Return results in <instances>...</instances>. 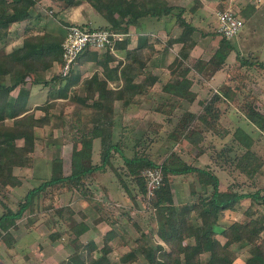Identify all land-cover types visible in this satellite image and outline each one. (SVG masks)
Segmentation results:
<instances>
[{
  "label": "trees",
  "instance_id": "trees-1",
  "mask_svg": "<svg viewBox=\"0 0 264 264\" xmlns=\"http://www.w3.org/2000/svg\"><path fill=\"white\" fill-rule=\"evenodd\" d=\"M60 1L66 3L65 6L69 8H76L83 2L88 3L94 10L101 12L107 22V25L93 28L79 25L82 28L108 29L121 33L127 32L129 26L135 25L142 17L173 16L171 11L174 8L166 0H50L53 4ZM36 4L37 0H0L1 44L6 42L12 24L26 22L22 43L10 51L0 50V193L5 195V192L23 184L22 178L15 174L17 169H33L34 152L40 140L37 129L50 126L62 130V136L72 144L70 172L65 174L62 158L54 155L50 160V177L29 189L23 199L19 200L17 209L6 207L0 215V240L8 248L13 247L15 239L10 230L17 228L16 221L24 213L34 214L38 209L42 192H45L43 197H46L48 193L53 199L54 196H59L63 192L79 191L81 201L87 204L86 210L93 211V222L101 220L96 217L99 202L95 195L89 192L91 190L89 180L95 171L104 172L110 165L119 179V185L124 190L130 191L122 175L135 181L139 191L146 196L147 206L154 210L156 225L155 233L150 234L151 237L148 238V235L140 231L135 224L140 235L134 240L133 245H128V250L121 254L120 264H203V255L207 256L204 264H234L239 248H246L243 264H264V211H250L244 221L233 219L226 225L219 222L224 211L235 210L236 204L241 199L249 198L260 204L264 201V196H259L257 191L238 194L230 189L220 190L219 179L211 169L190 165L178 155L176 156L175 152L169 154L159 164L154 163L142 153H136L132 157L123 155L120 139H116L114 133V106L119 100H122L119 102L123 108L128 104L124 98L129 93L135 92L134 83L143 87L145 83L152 85L156 81L149 72L140 71L147 61L144 55L145 49H150L146 45V39H141L135 49L127 50L124 63L119 61L115 67L109 66V63L115 60L112 50L125 48L126 40L115 41L112 46H107L102 54L93 50H84L79 54L77 63L79 65L87 62L98 64L102 68V77L96 72L91 77L79 81L78 77H71L72 74L63 77L58 73L51 79H46V73L52 68L53 63L62 62V42L65 36L63 31L51 28V26L56 27L57 24L52 21L53 19H48L47 25L41 32L30 28L31 9ZM220 7L222 10L227 9L223 5ZM179 17L180 15H177V18ZM35 19H39V15ZM180 20L183 21V19ZM194 30L190 23H185L180 37L171 38L167 44L171 46L174 41L181 40L178 66L187 58L188 51L195 45L192 36ZM234 49L230 40L220 36L218 47L210 59L205 62L197 60L195 65H202L203 68L211 67L212 73L224 64ZM148 56L151 54L148 53ZM236 61L241 66L264 71L262 61L244 58L239 52H236ZM174 73V70L171 71V74ZM63 78L68 80L64 86L55 91L56 82L63 81ZM114 78L122 80V86L117 90L108 87L107 81ZM28 79H31L33 84L49 86L46 100L33 108L28 106L29 91L25 88ZM183 83L184 81L181 80L171 81L165 89L171 95L186 96L182 89L186 90L187 86H183L185 85ZM73 85L79 87H73ZM77 88L85 90L90 103L77 102ZM15 89H18V92L16 96H13L12 92ZM70 94L72 109L65 113L62 110L55 115L53 109L57 103L54 99H65ZM224 94L231 102H235V91L227 89ZM214 96L217 95L214 94ZM217 98L202 105L204 115L187 113L180 119L178 127L181 135L179 137L189 138L190 127H187L192 126L195 120L204 123L208 115H211L213 120L218 119L216 114L214 115L215 112L210 113L213 102ZM65 105L67 104H63L61 108L64 109ZM240 109L255 127L264 129V114L257 111L252 104H248L246 109L242 107ZM36 110H40L41 115L36 116ZM205 127L209 129L211 126L208 124ZM233 135L234 140L246 148L242 160L248 164L238 163V168L248 177H252L261 164L250 149L252 138L240 127L235 129ZM18 140H21L22 144H18ZM96 140L100 148V161L97 164L92 160V146ZM112 152H119L123 160V169L120 171H117L118 169H115L111 162ZM156 166L161 168L162 181L158 188L147 196L143 171ZM188 174L197 177L196 183L190 188V195L196 198L177 207L173 201L170 176ZM53 205L49 203L44 206V210H53L59 216L58 219H61L62 213L67 211L69 216L62 219L64 224L68 225V230L64 233L56 231L49 236L52 239L63 238L65 245L69 244L72 248L71 254L57 264H110L109 254L112 252L110 242L124 238L122 232L114 227L115 223H109L111 229L104 235L101 247H98L93 240L82 243L79 237L88 230L85 220L86 216H89L83 213L84 207L79 210L82 219L77 221L72 218L75 214L72 208L54 203ZM27 222L32 224L30 219ZM218 235L223 237V241H220ZM123 243L127 244L125 241Z\"/></svg>",
  "mask_w": 264,
  "mask_h": 264
},
{
  "label": "rangeland",
  "instance_id": "rangeland-1",
  "mask_svg": "<svg viewBox=\"0 0 264 264\" xmlns=\"http://www.w3.org/2000/svg\"><path fill=\"white\" fill-rule=\"evenodd\" d=\"M215 1H218V4L211 8L209 16L207 18L205 17L204 23H201L202 19H200V17L198 18V16H192L188 19L190 21L189 23L197 27V29L200 25L202 27H200V30H206L215 43L214 46H206V49L200 54V56L203 57L200 61L203 62L207 61L204 59H210L213 55L214 52L211 53V50H213L215 46L216 48L218 47V40L220 39L216 31V13L222 10L220 5L223 4H220V0ZM248 1L249 0L238 1V3L234 4L231 8L224 6V8L231 9L235 12L243 20L244 25L240 32L230 39V43L235 49L228 55L226 59L228 61H225L219 68L222 70V73H220V79L222 80L212 87H208V93L206 94L212 97L214 94L218 95V91L223 94L227 89H230L231 91H235V102L229 100L231 106L226 112H224L225 110L220 112L218 106H213V109L217 110V120H213L212 116L208 115L204 123L200 120L198 122L194 121L195 123H192V127H190L188 132L189 138L186 142H183V140L176 141L177 137L181 135L177 129L171 132V134L174 133V135L170 133L168 135L171 125L167 126L166 124L162 125V127L165 126L164 128L157 126L151 127V125H149L145 130L146 132L139 135V139L133 138L135 142H132L130 145H125L122 140L123 137H127L128 135H121L120 143L123 155L132 157L136 153H142L145 156L154 157L158 164L166 154L168 156L174 153L173 151H169L174 145L175 147L173 146V149L176 151V156H181V159H186L190 163L193 162V164L200 168L211 169L219 179L218 187L220 190L230 189L238 194L255 193L257 191L259 196H264V129L260 130L255 127L245 117L244 111L240 109V107L246 109L248 104H252L257 111L264 114V71L260 72L249 66H241L240 63L236 61V52H239L244 58L259 60L264 63V4L256 15L246 20L242 10H244V7L247 9L249 5L254 6V4ZM59 3L53 4L47 0H42V18L40 19V24L41 21H43V23L41 25L46 26L48 19H53L52 21L57 20L59 14L58 10L65 6L64 2L60 1ZM241 3L245 4L239 7L238 5ZM83 4L84 6H81L83 13L89 15V11H91L90 9H92V7L88 3L83 2ZM51 28L57 31H63V28L58 24H56V27L51 26ZM198 33L199 31L196 32V39L198 38L197 36H199ZM16 45L12 43L5 44V42L4 44L0 43V50L2 49L5 51L6 49L10 51ZM212 69L211 67H207L206 74H211ZM92 71L93 70H90V72L88 71V73H83V75L79 76H76L77 73L74 72L71 73V77H78L79 81H82ZM98 71H100V69ZM67 80L68 78H63V81L56 82L55 91L64 86ZM28 81H31V79ZM77 89V102L80 104H84L85 102L90 103L91 101L85 90L83 88ZM70 98L71 94L65 99H54L57 103L53 109L55 115H58L62 110L63 113H65L72 109L73 104H71L72 100ZM63 104H67L64 106V109L61 108ZM115 108L119 109V106ZM210 113H212V111ZM36 114L39 116L41 112L35 111V115ZM180 118L181 117L172 118V125L178 124ZM157 120L159 122L162 121L161 118H157ZM208 124L211 126L209 129L205 127ZM238 127L242 128L245 133L252 138L250 149L255 153L261 163L258 171L252 177H248L237 165L238 163H243L244 165L248 164L246 161L242 160V155L245 153L246 148L234 140L233 132ZM165 128L167 129L165 130ZM38 133L40 140L34 152V167L33 169H17L15 171V174L22 178L23 184L20 187L5 192V195L0 193V215L5 211L6 207L17 209L19 200L23 199L29 189L38 186L50 177V160L54 155H59L62 158L65 174L70 172L69 155L71 153L70 148L72 144L62 136V130L58 127L51 128L49 126L39 129ZM17 143L22 144V141L18 140ZM176 143L179 145H176ZM198 143H201L200 146H197ZM92 147V160L93 163L97 164L100 161V148L97 140ZM199 150L205 153V156H203V159L195 160L197 155L200 154L198 153ZM112 153L113 157L111 162L113 166L115 169H118L117 171L122 170L123 160L119 152ZM97 173L100 175L97 176ZM91 176L92 179L90 178L89 180L91 182L89 183L91 190H89V192L95 195L97 201H99V199L102 200V197L106 195L111 199H107L109 203H103L101 211L97 212V215L106 221H100L101 223L93 222V211L88 212L86 210L87 204L81 201L79 191L63 192L59 196H54L53 199L49 197L48 193L46 197H43L45 192H42L38 209L35 210L34 214L28 215L24 213L22 217L16 221L17 228H12L10 230L15 239L13 247L8 248L4 242L0 240V264H57L71 254L72 248L69 244L65 245L63 238L52 239L49 236V234L56 231L58 233H64L65 230H68V225L66 223L64 224L62 217L67 218L69 214L65 211L62 213L61 219H58L59 216L55 214L53 210H44V206L49 205V203L64 207L69 205L68 207H72L75 213L72 218L75 217L77 221L82 219L79 210L84 207L82 211H84L83 213L86 215L89 214V216H86V220L90 225V229L80 235L79 239L82 243H86L89 239H93L97 243V246L101 247L104 235L108 229L111 228L108 224L109 221L114 222V227L122 232L124 238L121 240L114 239L110 242L112 246V252L109 254L111 259L110 264H120L121 254L128 250V245H133L134 240L139 237L140 234L135 228V224L140 231L148 235V238L151 237L150 234L152 235L155 233L154 210L147 206L146 196L139 191L138 186L134 183L135 181L132 178H127L125 175H122L129 185L130 191L128 192L119 185V179L115 172L112 171L110 165L107 166L104 172L95 171ZM95 176L98 177L99 182L105 181V179L107 181L108 179L112 181L113 185H110L109 191L106 192L107 194L98 192L97 188H95L97 191L94 193L92 185L98 182ZM170 179L175 206L180 207L182 204L196 198V196L190 195L191 185L197 181L195 175H175L174 177L170 176ZM103 183L104 182H102V184ZM117 187L118 191L116 190ZM109 196H111V198ZM78 199H80V201ZM256 210L260 212L264 211V201H261L259 204L257 201L244 198L236 204L235 210H225L219 222L222 225H226L233 221V219L244 221L249 214L248 212ZM29 219L32 220V224L27 222ZM154 238L160 242L158 238ZM218 238L220 241H223V237L220 235H218ZM124 241L127 244H124ZM245 251L246 248H239L237 250L234 264L244 263L246 257ZM206 259L207 256L203 255V264Z\"/></svg>",
  "mask_w": 264,
  "mask_h": 264
},
{
  "label": "crops",
  "instance_id": "crops-1",
  "mask_svg": "<svg viewBox=\"0 0 264 264\" xmlns=\"http://www.w3.org/2000/svg\"><path fill=\"white\" fill-rule=\"evenodd\" d=\"M47 1L50 2V0ZM166 1L168 2L169 5L174 7L173 10L171 11V14L173 16L162 15L159 18L149 17V16L140 18L135 25H130L128 31L123 33L124 36L122 40H120V42L126 40L127 43L125 45V48L112 50L113 54L115 55V60L110 62L109 66L115 67L119 61L124 63L127 50L135 49L138 45V42L141 39L143 38L146 39V45H148L150 49H145L144 55L145 57H147V61L140 71L149 72L151 76L155 77L156 79V81L152 85H150V83H145L143 87H139L138 84L134 83L133 89L135 90V92L129 93L128 95L125 96L124 100L127 101L128 104H126L124 108L119 102L122 100L115 102L114 133L116 135V139L118 138L120 139L121 135L124 136L128 135L127 137L122 138L125 145H130L132 142H135V139L133 138L139 139L140 137L139 135H142L144 132H146L145 130L149 125H151V127L154 126L162 127V125L164 124H166L167 126L171 125V129L168 131V135L169 133L171 134L172 131L174 132L175 129H177L178 132H181L180 128L177 127L179 121L178 124L176 123L175 125H172V118H176V117L182 118L187 113H191L197 116L199 115L202 116L204 115V110L202 109V105L207 104V101H211L216 97L218 98L213 102L212 105V112H215V114L217 110L213 109L214 108L213 106H218L220 112L224 110H225L224 112H226L228 108L231 106V104L229 103L228 96L224 94L225 92L222 94L219 91L218 92L216 91L218 95L212 97L206 95L208 93L207 90L208 87H212L216 83H219L220 80H222L220 79L221 78L220 73H222V70L219 69L207 75L206 74L207 67L203 68L202 65L199 66L195 65V62L197 60L203 59V57H201L200 54L206 49V46L210 47V46H214L215 44L212 40L211 35L206 30L204 29L200 30L201 27L200 25L198 29L197 27L192 25L195 28L192 34V36L195 37L194 38L195 45L191 50L188 51L187 58L182 60L180 66H178V63H179V51L182 46L181 40L177 42L174 41L171 46L167 45L171 38L174 39L180 37L181 32L185 28V23L190 22L188 20L190 17L198 16V18L200 17V19H202L201 23H204L205 19L209 16L211 8L214 7L216 4H218V1L215 0H166ZM238 1L241 2L242 0H222V1L220 0L219 2L220 4H223V6L231 8L234 4L238 3ZM41 2L42 0H37V4L35 5L34 8L31 9L32 19L29 25L31 29L38 30L40 32L44 27L43 25H41L43 21H41L40 24V19L42 18ZM248 2L254 4V6L249 5L247 9L246 7H244V10H242L244 12V17L246 20L251 19L254 15H256L260 11V9L263 7L264 0H252V1L249 0ZM64 4L66 5V3ZM243 4L245 3H241L238 6L241 7ZM81 6H84V4H81L76 8H67L64 6L60 8L61 11L60 9L58 10L59 14L57 16V20L56 21L54 20V22L63 28L64 36H65V27L70 24H78L83 26H89L92 28L107 25V22L103 17V15L101 14V12H97L92 8L90 9L91 11H89V15H88L83 13ZM38 15H39V19H35V17H37ZM177 15L178 16L180 15V17L177 18ZM180 19H183V21H181ZM25 27H26V22L12 24L10 27V34L7 37L5 44L12 43L15 45L17 44L15 47L19 46L22 43V34ZM197 31H199L198 33L199 36H197L198 38L196 39ZM214 49L211 50V53L215 52L216 49L215 50ZM93 51H97L99 54H102L104 53L105 49L93 50ZM148 53H150L151 56H148ZM204 60L208 61L209 58H206ZM227 61L228 60H226V62ZM60 65H61L60 61H55L53 63L52 68L49 71H47L46 79H51V77L54 74H58L60 70ZM99 69L100 71H98ZM90 70L93 71L89 73L85 78L91 77L96 72H98L100 77H102L101 66H99L94 62H87L85 64H80V65L77 64L75 70L72 73L75 72L77 73L76 76H79V75H83V73H88V71L90 72ZM173 70L175 71V73L171 74V71ZM176 80L184 81L183 84L185 85L183 86H187V89L186 90L182 89V92L185 93L186 96L171 95L169 94L168 91H166L165 87L167 86V84L171 81L175 82ZM107 83H108V87L114 90H117L122 86V80L117 78L108 80ZM75 86L73 85V87ZM25 88L29 91V100H28L29 107L33 108L35 106H38L46 100L48 88H49L48 85L33 84L31 83V81H27ZM17 92L18 89H15L14 92H12V95L16 96ZM116 106H119V109H116L115 108ZM36 111L41 112L40 110H36ZM157 118H161L162 121L159 122ZM195 122H198V120H195ZM189 127L192 126H188L187 128ZM167 128H165V130ZM38 130L39 129H37V133ZM171 135H174V133H172ZM181 140H183V142L188 141L187 138H185L184 136L177 137L176 139V141H181ZM200 144L201 143H198L197 146H200ZM176 145L179 144L176 143ZM173 146L169 151L176 152L173 149ZM70 150H72V147L70 148ZM198 153L200 154L197 155L195 160L201 158L203 159L205 153H202L201 150H199ZM70 156L71 153L69 155V159ZM146 156L151 161L156 163L154 157L152 156L149 157L148 155ZM165 156H167V154ZM165 156L164 158H162L161 162L165 159ZM182 160L189 163L190 165L197 166L193 164V162L190 163L186 159H182ZM98 175L100 174L97 173V176ZM97 176H95V178L98 181ZM174 176L175 175H173V177ZM90 178L92 179V176ZM102 182L104 183L102 184ZM110 185H113L112 181L111 180L109 181V179L107 181L105 179V181H100V182L98 181L97 184H93L92 188L94 193L98 190V192L101 193L103 192L107 194L106 192L109 191ZM95 188H97V190H95ZM116 190L118 191V188ZM109 197L111 198V196ZM102 198L104 200L99 199L98 201L99 202L98 204L99 206H97L98 211H101L103 203H109L107 200L109 199L107 195ZM96 217L101 219L98 220L96 223L100 221L101 222L106 221L105 219H102L98 215H96ZM85 222L88 225L87 231H89L90 225L87 220H85ZM110 222L111 221H109V223ZM109 225L111 226V224ZM110 229L111 228H109L108 231ZM89 240H93V239H89Z\"/></svg>",
  "mask_w": 264,
  "mask_h": 264
},
{
  "label": "built area",
  "instance_id": "built-area-1",
  "mask_svg": "<svg viewBox=\"0 0 264 264\" xmlns=\"http://www.w3.org/2000/svg\"><path fill=\"white\" fill-rule=\"evenodd\" d=\"M217 33L230 40L235 37L243 27V20L231 9L219 10L216 13ZM124 34L108 29H86L77 24L65 27V37L62 42V62L59 73L61 76H69L77 66V57L84 50H102L112 46L115 41L122 40ZM146 180L148 196L158 188L162 181L161 168L159 166L147 168L143 171Z\"/></svg>",
  "mask_w": 264,
  "mask_h": 264
}]
</instances>
